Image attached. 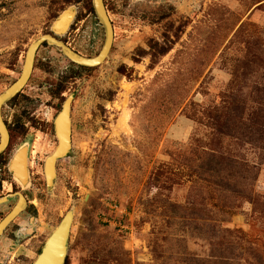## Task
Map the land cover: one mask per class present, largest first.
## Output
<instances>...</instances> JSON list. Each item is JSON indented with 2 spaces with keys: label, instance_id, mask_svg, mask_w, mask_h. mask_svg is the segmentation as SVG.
Returning a JSON list of instances; mask_svg holds the SVG:
<instances>
[{
  "label": "rangeland",
  "instance_id": "1",
  "mask_svg": "<svg viewBox=\"0 0 264 264\" xmlns=\"http://www.w3.org/2000/svg\"><path fill=\"white\" fill-rule=\"evenodd\" d=\"M260 1L105 0L114 41L103 64L79 66L56 46L40 47L29 83L7 103L3 117L27 124L39 117L51 125L73 97L72 150L59 160L53 186L46 188L44 162L58 140L36 124H29L30 139L13 136L5 157L11 164L20 149L32 150L33 183L44 193L30 197L37 198L29 213L34 226L25 214L0 237V264H34L69 213L65 264H90L92 248L104 250L94 252L104 264H184L190 255L213 264L216 222L243 230L255 249L264 250V221L256 219L252 205L218 208L206 191L193 189L195 180L182 165L191 145L213 140L204 113L231 93L234 66L247 54L245 37L257 43L254 54L264 44ZM72 7L75 21L58 39L95 58L106 38L93 0H0V95L20 78L30 46L51 35L55 21ZM241 25L242 33L235 35ZM217 142L225 153L257 162L253 146L226 136ZM20 167L16 160L14 168ZM161 174L163 191L150 184ZM0 179V199L8 198L0 204L1 223L18 203L11 200L15 183L6 168ZM255 189L264 195V165ZM246 245L236 243L232 264L252 259Z\"/></svg>",
  "mask_w": 264,
  "mask_h": 264
},
{
  "label": "trees",
  "instance_id": "2",
  "mask_svg": "<svg viewBox=\"0 0 264 264\" xmlns=\"http://www.w3.org/2000/svg\"><path fill=\"white\" fill-rule=\"evenodd\" d=\"M262 2L264 0L259 3ZM260 6L264 7V3ZM244 27L241 25L235 35L242 33ZM250 40L251 37H245L243 42L246 44V57L234 66L233 81L230 85L231 93H226L223 96L222 104L219 107H214L204 113L209 120L207 127L213 134V140L206 146L191 145L183 156L182 165L191 172V178L195 180L193 189L201 195L206 191L218 208L236 210L238 203H249L252 205L253 215L257 220L263 222L264 195L257 193L255 187L261 167L264 165V44H260L258 54H254L252 48L257 43L252 45ZM163 52L166 53L167 49L164 48ZM246 79L249 80L248 85H245ZM244 85L249 90L247 96L243 92ZM222 136L232 137L244 145L253 146L258 150L257 162L251 163L246 159H239L236 155L225 153L217 142ZM161 176L162 174L158 177L154 175L150 179V184L154 187L159 185L160 191H163L160 186ZM162 196L163 194L160 192L157 198ZM186 208L180 207L179 209L186 210ZM233 210L230 212L235 213ZM214 227L215 231L221 235L227 233L231 237L240 239L241 242L246 241L248 243L246 248L250 245L248 248L253 257L247 264H264V250L255 249L243 230L233 231L217 224V222ZM219 234H217L216 240L212 238L213 264H232V260L237 256L235 255L236 243L241 242L222 238ZM95 250L104 252L100 248H92L89 263L104 264L106 259L103 261L101 255L94 253ZM240 251L242 250L239 248ZM121 254L123 256L130 255L124 250H121ZM184 264H205V261L190 255L186 257Z\"/></svg>",
  "mask_w": 264,
  "mask_h": 264
},
{
  "label": "water",
  "instance_id": "3",
  "mask_svg": "<svg viewBox=\"0 0 264 264\" xmlns=\"http://www.w3.org/2000/svg\"><path fill=\"white\" fill-rule=\"evenodd\" d=\"M93 7L99 23L105 30V44L100 54L95 58L83 57L65 43L58 39L59 36L64 35L70 29L75 21L77 12L75 9L69 8L63 12L52 26L51 35H45L36 40L28 49L25 57L23 71L20 78L4 93L0 95V155L5 152L9 145V131L2 117V108L6 106L13 98H15L27 86L33 73L36 55L44 44L56 46L62 50L64 55L73 63L83 67H96L103 64L109 57L110 51L114 41L113 25L109 18L105 0H93ZM73 97H69L61 111L55 119V132L59 140V145L56 151L46 159L45 175L49 187L53 186L56 178V164L59 160L67 158L72 150V111ZM61 122L64 123L65 128H61ZM27 153L26 149L22 148L18 151L15 159L10 164V170L15 175V178L26 186L28 177L27 173ZM22 164L20 169L14 168V163ZM24 169V170H22ZM24 172V173H23ZM19 174L21 176H19ZM23 175V178H22ZM8 198L0 199V204L6 203ZM26 200L22 194H19V202L14 210L0 223V237L4 234L7 228L15 221V219L25 211ZM73 222V213L65 216L59 227L54 231L48 239L42 253L39 255L34 264H65L69 249V239L71 225Z\"/></svg>",
  "mask_w": 264,
  "mask_h": 264
},
{
  "label": "flooded vegetation",
  "instance_id": "4",
  "mask_svg": "<svg viewBox=\"0 0 264 264\" xmlns=\"http://www.w3.org/2000/svg\"><path fill=\"white\" fill-rule=\"evenodd\" d=\"M4 107L5 106H3V108H2V117L4 116L3 115V113L5 111ZM3 120H4V122H5V124H6L7 128H8L10 139H9V145H8L7 149L5 150L4 153H2L0 155V172L3 170V168H6L8 170V172H9L10 176L12 177V180L15 183V188H13L10 191L14 195V197L11 200H16V204H17L19 202V194H22L25 197L26 209L16 219L20 218L21 216H23L25 214H28L29 215V217H28L29 224L31 226H34L33 225V217L29 213H30V211H32L31 205L34 204L35 206H37V203H36L37 202V198H35V201H32L30 199V197H33L35 195V193L37 194V196L42 195L44 193V191L41 188H37L38 185L36 186L33 183L34 182V179H33V170H34V165L33 164L34 163L32 162V150H30L29 148H27V150H26V153H27V158H26V160H27V173H28L26 186L28 188H24L23 184L21 182H19L15 178V175L10 170L9 159L7 157H5V155H8L7 152L9 150V147L12 144V139H13L14 135H19V137H21V139H24V140L25 139L28 140V139L31 138V135H30L31 133H29V124H36V125H38L39 128L43 129L45 132L46 131H50L51 137L54 138V139L56 138L58 140L56 132H55V123H54L55 121L53 120L51 122V125H47L45 123L44 119H40L39 117H37L36 119H33L31 121L32 123H29V124H27L25 122L26 119L21 120V119L17 118V120H16V118H15L14 121H12V120L10 121V119L8 120V119H5L3 117ZM35 121H38V122H35ZM44 131L42 133L41 132L40 133L45 135ZM0 143H1V140H0ZM58 145H59V140H58ZM30 148L33 149V146L32 147L30 146ZM15 157L16 156L13 157L12 161L15 159ZM45 162H44V164H45ZM58 162H57V164H58ZM57 164H56V169H57ZM44 169H45V166L43 168V177H44V181H45V186L47 188V179H46V176H45V173H44ZM22 170H24V169H22ZM0 182H3V181L0 179ZM40 185L41 184H39V186ZM18 226H20V225H18Z\"/></svg>",
  "mask_w": 264,
  "mask_h": 264
}]
</instances>
